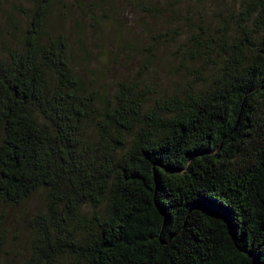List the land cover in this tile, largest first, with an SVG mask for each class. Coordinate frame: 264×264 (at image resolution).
Here are the masks:
<instances>
[{
	"label": "trees",
	"instance_id": "16d2710c",
	"mask_svg": "<svg viewBox=\"0 0 264 264\" xmlns=\"http://www.w3.org/2000/svg\"><path fill=\"white\" fill-rule=\"evenodd\" d=\"M57 1L30 0L0 45V207L45 201L29 264H264V0L198 26L196 82L149 106L80 77L49 31Z\"/></svg>",
	"mask_w": 264,
	"mask_h": 264
},
{
	"label": "rangeland",
	"instance_id": "374dc122",
	"mask_svg": "<svg viewBox=\"0 0 264 264\" xmlns=\"http://www.w3.org/2000/svg\"><path fill=\"white\" fill-rule=\"evenodd\" d=\"M238 5L239 0H64L51 12L49 31L65 35L74 70L88 86L110 96L118 83L131 84L148 93L149 106L196 82L205 61L187 58L189 38L200 25L229 21ZM29 15L30 0H0V45L21 42ZM210 69L207 75L215 72ZM44 207L41 192L20 206L0 207L7 233L0 264H29V221Z\"/></svg>",
	"mask_w": 264,
	"mask_h": 264
}]
</instances>
